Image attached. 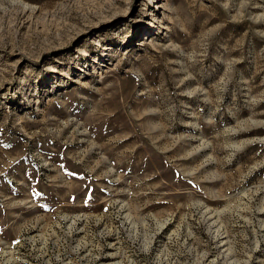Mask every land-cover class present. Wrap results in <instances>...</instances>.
Segmentation results:
<instances>
[{"label":"rangeland","instance_id":"obj_1","mask_svg":"<svg viewBox=\"0 0 264 264\" xmlns=\"http://www.w3.org/2000/svg\"><path fill=\"white\" fill-rule=\"evenodd\" d=\"M0 264H264V0H0Z\"/></svg>","mask_w":264,"mask_h":264},{"label":"bare ground","instance_id":"obj_2","mask_svg":"<svg viewBox=\"0 0 264 264\" xmlns=\"http://www.w3.org/2000/svg\"><path fill=\"white\" fill-rule=\"evenodd\" d=\"M155 6H157V5L155 4ZM106 48H108V47L104 45V46L102 47V50H104V49H106ZM53 71H54V70H53ZM121 207H122V206H121ZM213 221H214V220H213Z\"/></svg>","mask_w":264,"mask_h":264}]
</instances>
